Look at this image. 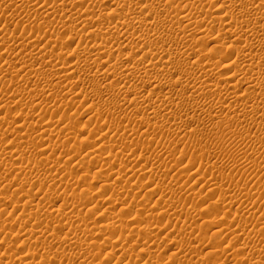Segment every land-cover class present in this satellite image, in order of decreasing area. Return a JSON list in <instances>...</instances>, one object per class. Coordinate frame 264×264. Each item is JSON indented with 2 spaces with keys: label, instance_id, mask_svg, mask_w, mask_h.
<instances>
[{
  "label": "bare ground",
  "instance_id": "1",
  "mask_svg": "<svg viewBox=\"0 0 264 264\" xmlns=\"http://www.w3.org/2000/svg\"><path fill=\"white\" fill-rule=\"evenodd\" d=\"M75 1L0 0V169H3L0 182L4 184L13 177H24L23 185L20 183V188L14 190L11 197L17 198L15 208L29 222L33 214L44 209L52 211L58 203L61 206L56 207L58 210H53V214L45 215V218L38 217L37 222L35 219L32 230L19 229L18 233L23 234H17L18 237L30 239L40 230L41 233L51 232L56 237H52L55 240V253L52 252L53 248L44 245V251L48 252L47 255L52 252L53 257H45L47 255L44 253L39 264H62L61 254L63 257L66 254L65 261L71 262L73 256H69L74 253L77 254L76 257L74 255L75 264H87L89 260L93 261L101 255L105 256L103 260H110L108 264H120L124 260L128 264H264V232L259 230L262 218L256 221L255 225L260 227L258 230L256 227L255 232L253 228L249 230L250 224L249 228L247 224L243 225L247 221L253 223V216L245 218V215H251L255 204L252 202L253 193H246L245 187L242 190L236 188L235 191L240 193L236 200L235 197H229L232 196V187L239 188L235 176L209 178L201 175L200 170L193 171L194 161L184 168L175 161L170 163L172 167L167 173L174 172L177 181L195 180L196 184L195 181L193 184L196 186L192 184L189 189L181 186L174 189V184L165 187L155 184L152 179L146 183L138 181L137 185L130 184L137 173V178L145 177L151 163V171H154L166 165V161H172L165 152L154 153L155 158L152 152L149 153L148 149L155 145L156 139H151L154 136L149 138L153 128L160 129V132L166 128L167 134H176V140L178 135L179 139L185 138L186 133H189L187 129L191 128V132L195 125L201 126V130L217 128L220 132L224 131L222 134L226 133L223 134L225 141L234 147L249 139L247 137L252 131V134L258 131L264 137V0H80L78 2L81 5ZM107 4L109 8L105 7ZM212 8H215L213 12L218 11L217 14L211 12ZM18 20V25L21 22L26 24L25 32L28 30V36L24 39L21 37V40L16 36V45L9 44L10 47L8 43L12 39L7 38V28L11 23L15 25ZM215 25L222 28L214 31ZM18 27L17 30H20ZM64 31H68L67 36L64 34L67 37L65 43L79 38L77 47L72 51L68 50L69 46L65 48L62 40L59 41L63 36L58 39L62 35L60 32ZM210 34H214L213 38ZM215 41L219 42L216 46L213 44ZM204 42L215 47L208 50ZM136 53L140 54L135 57ZM14 58H17V62L12 64ZM57 92L61 94L59 100L55 97ZM77 99H81V102H76ZM87 102L94 104L88 106V110ZM74 103L82 108L84 106L85 114L87 111L88 116L90 114L83 122L85 127L82 126L86 133L89 128V137L79 139L75 134L74 124L79 122L77 116L83 112L74 111L70 114L74 110L73 106H77ZM75 108L78 110V106ZM47 110L52 111L51 117V112ZM3 111H12L15 115L13 118L3 116ZM55 115H61L60 119L54 121ZM29 118L35 121L30 120L34 123L33 128L23 131ZM103 130L113 136L109 135L113 141H107L111 138L102 135ZM160 132L159 139L163 137ZM74 135L77 141H81L67 145L74 140ZM117 137L127 141H122L121 145L116 144L114 138ZM193 137L195 139V135ZM180 141L185 142L183 139ZM177 144L179 146V142ZM201 145L195 148L192 144L194 154L201 159H214L217 150L212 154L213 150H204L207 146L203 149ZM87 148L93 152L89 153ZM241 148L239 151L235 148L237 153L229 151L227 156L224 155L228 159L226 165L258 177V173L264 172V143L251 149ZM136 153L140 154L136 156ZM6 159L12 161L8 167L1 163ZM219 162L208 161V167L218 168ZM94 165H100V171H94L95 178L98 176L96 180L99 175L105 179L101 172L108 170L112 173L108 175L109 178L124 182L121 188L124 190L120 193H117L120 188L117 191L114 188L107 190L109 185L104 183L108 187L100 185L98 192L101 196L98 194L95 197L96 193L92 198L87 196V168ZM137 165V170L133 172ZM114 166L119 169L113 171ZM250 179L246 183L251 182ZM263 180L262 183L258 181L261 185L252 183L254 188L258 186L256 190H264ZM199 184L204 185H201V190L206 189V195L203 196V191L195 189ZM9 185L15 186L11 183ZM154 185L155 188L151 190ZM45 186L52 192L43 194V199L35 202L33 189L40 192ZM135 189L146 192L145 200L141 192ZM131 191L136 193L129 197L128 192ZM107 193L110 196L106 198ZM158 193L160 195L154 201L155 205L148 206ZM136 194L142 198L135 204ZM121 195L124 197L119 198ZM170 196L178 199V207L168 199ZM213 196L222 198V205L209 204ZM4 197H0V206H6L8 202L9 198ZM93 198L98 200L94 201ZM129 199L131 202H127ZM88 202L93 203L94 207L87 210ZM195 202L199 205L201 203L202 207L208 204L204 208L206 211L198 212L197 206L192 211L189 208L190 215L186 212L188 208L182 211L186 205L191 207ZM179 204H182L181 210ZM245 204L246 208L249 204L252 209H245L242 206ZM100 205L107 207L103 208L102 213H97L95 210ZM114 206H118L120 212H128L129 216L134 213L137 220L135 217L132 220L126 219L128 215L121 218L112 214ZM233 207H243L246 213L240 214L238 210V215L229 220L227 212ZM34 210L37 212L34 213ZM205 213L211 217H223L219 220L215 217L205 220ZM88 214L95 215L93 221L87 220ZM164 220L168 222L166 225H162ZM179 223H183L184 231L178 229ZM169 225L174 231L178 229V236L197 234L194 240L198 246L188 245L182 237L178 241L171 240L168 247L162 249L158 241H165L166 238L160 239L159 234ZM8 227L11 226L5 225V231ZM209 231L219 241L210 238L209 242L206 239ZM241 240L243 245L239 244ZM36 247L38 249L30 247L32 252L28 251L25 258H22L21 250L16 247L17 251L14 250L10 257L15 264L34 261L35 257H39L37 251L41 246L37 243ZM69 251L73 253L69 255ZM166 252V258L163 259L162 255ZM118 255L122 258L119 259Z\"/></svg>",
  "mask_w": 264,
  "mask_h": 264
},
{
  "label": "rangeland",
  "instance_id": "2",
  "mask_svg": "<svg viewBox=\"0 0 264 264\" xmlns=\"http://www.w3.org/2000/svg\"><path fill=\"white\" fill-rule=\"evenodd\" d=\"M78 1H80V0H76L75 1V3H78V5L80 4V2H78ZM61 2V1H60ZM59 2V3H60ZM74 3V4H75ZM77 4H75V6H76ZM77 5V6H78ZM81 5V4H80ZM108 5V4H107ZM105 6V7H108L109 8V5L108 6ZM214 9L215 8H212V10H211V12L212 13H215V12H213L214 11ZM211 12H209V14L211 13ZM217 12L218 11H216V13L215 14H217ZM211 13V14H212ZM219 13H220V11H219ZM20 20V19H19ZM19 20L18 21H16L15 22V25H13L12 23L10 24V27L9 28H7L8 29V39L10 40V39H12V40H10V42L11 43H8V45L9 44H13V45H16V42L18 41L17 39H19V40H21L22 38L24 39V38H26L27 36H28V34H27V32H28V30H26V32H25V25L26 24H24V22H21V23H19L20 25H18L17 23L19 22ZM21 24H24V25H22V27H21ZM13 26V27H12ZM18 26H20V28L18 27ZM24 26V27H23ZM17 27H18V29H20V30H17ZM216 27V28H215ZM215 27H214V31L217 29V28H222L221 26L219 27V25H215ZM82 28V27H81ZM2 29V26L0 27V30ZM22 29H23V31H22ZM11 30H12V32H11ZM15 30V31H14ZM18 32H17V31ZM82 30H83V28H82ZM88 30V29H87ZM212 30V31H213ZM214 31L212 32V33H214ZM17 32V33H16ZM21 32V33H20ZM65 32V33H64ZM63 33L62 32H60L62 35H59L58 36V39L61 37V36H63V37H61L60 38V40L59 41H63V44L66 46L65 48L67 49V46H69L68 47V50H70V51H72L73 49H75L76 47H77V43H78V41H79V38H75V41H71V42H66L65 43V41H66V36H67V33H68V31H64ZM13 33V34H12ZM10 34V35H9ZM17 34V35H16ZM23 34V35H22ZM24 34H25V36H24ZM64 34H66V36H64ZM211 35V34H210ZM16 36H17V39H16ZM213 36H214V34H212L210 37H212L213 38ZM22 37V38H21ZM66 37V38H65ZM63 38H65V40L63 39ZM212 38H210V39H212ZM77 39V40H76ZM15 41V42H14ZM210 41V40H209ZM207 42V41H206ZM218 41H215V43H213L214 45L217 43ZM61 45H63L61 42H59ZM70 43V44H69ZM219 43V42H218ZM217 43V44H218ZM204 47L205 48H207L208 50H209V48L210 49H213V47H215V46H211V45H213V44H210V43H205L204 42ZM12 45V47H14ZM10 46V45H9ZM11 47V46H10ZM74 47V48H73ZM125 51H129V50H125ZM123 52H124V50H123ZM140 53H136L135 54V57L137 56V55H139ZM14 59H15V61H14ZM13 60H12V64L13 63H16L17 62V58H14ZM70 61H71V59H70ZM17 67H18V65H16ZM221 72V71H220ZM214 78H216V77H214ZM39 89H41V88H39ZM57 94V96H55L56 97V100L58 99H60L61 98V94H59L58 92L56 93ZM59 96V97H58ZM54 97V98H55ZM55 100V99H54ZM80 100V101H79ZM74 102V101H73ZM76 102H78V103H80L81 102V99H77V101ZM78 103H74V104H76L77 106H78V110H77V108H75V107H77V106H73L74 108V110L72 111V112H69L70 114L71 113H73L74 111L76 112V111H78L79 113H81V112H83V114H80L81 116H77L78 118H79V122L78 123H76V125L74 124V131H75V134L77 135V137L79 138V139H81V138H86V137H89L88 136V131H89V128H87V133H86V130H83L84 128H82V126H83V122L85 121V120H87V118L90 116V114H89V116H88V111L86 112V114H85V112L83 111V110H86L85 108H84V106H83V108L82 107H80V105L78 104ZM85 105V104H84ZM93 106L92 105V103L91 102H87V110H88V106ZM90 106V107H91ZM89 107V108H90ZM94 109H95V107H93ZM76 109V110H75ZM49 111V113L51 114V115H49V113H48V115H49V117H51L52 115H53V113H52V111L51 110H47V112ZM4 112L5 111H3V113L2 114H4ZM11 113H12V111H10ZM8 113V112H5V114L3 115V116H11L10 118H13V115H15V112H13L12 114L11 113ZM19 112V109L17 110V112L16 113H18ZM6 113H7V115H6ZM67 114H68V112H67ZM3 116H1V117H3ZM17 116V115H16ZM56 116V117H55ZM55 116H53L55 119H53L54 121H56V120H59L60 119V116L61 115H55ZM81 117V118H80ZM21 119V118H20ZM32 119V120H31ZM261 119V118H260ZM33 121L34 119L33 118H29V120L26 122V126H24L25 128L23 129V131H27L28 129H32L33 128V125L32 124H34L35 123V121H33V122H31V121ZM19 123V122H18ZM17 123V124H18ZM29 124V126H28V124ZM31 123V124H30ZM16 124V125H17ZM15 125V126H16ZM19 125H21V123L19 124ZM31 126V127H30ZM181 126H182V124H181ZM83 127H85V126H83ZM90 127V126H89ZM194 127H195V129L197 130H195V132H194ZM192 126V129L193 130H191V132L189 131L190 129H187L188 130V132L191 134V136H190V134L188 133H186V135H185V138L184 137H180V139L182 140L183 139V141H185V142H183V143H181L182 141H180V139H179V135H178V137H177V140H176V134H167V131H165L166 130V128H165V130L164 129H161V130H164V131H162V132H160V129L159 130H155V129H157V128H153L152 130H154L153 132L152 131H150V134H149V138H151V137H153V138H151V139H155V137H156V139L154 140V144L155 145H153L152 147H150L149 149H148V151H149V153L150 152H152L151 154H152V157L153 158H155L154 156V153L156 154V152H157V154H159V152H160V154L161 153H163V152H165V154H168V155H166L169 159H172V161H166V157L165 158H163V159H165V160H163L164 161V163H165V161H166V165H164V166H162V168L161 169H155L154 171H151V165H152V163L149 165V168L147 169V172H146V175H145V177H140V178H137V177H139V174L137 173V174H135V179H133V180H131V183L130 184H138L139 182L140 183H142V182H144V183H146L149 179H152V180H154L155 181V184H157V183H159L161 186H170V187H172V185H173V188L175 189V188H178V187H185V189H189V188H191L192 186H196L195 184H196V181L195 180H193V181H189V182H187V180H182V181H177V179L175 178L176 176H175V173L174 172H170V173H167V171L172 167V165L170 164L171 162H172V164L176 161V162H179L180 164H181V166H183V168L184 167H189L192 163L191 162H195V163H193L194 164V169H193V171L195 170H198V172H199V170H200V174L201 175H207V177H221L222 175H224V176H226V175H232V176H235L236 177V179H237V181L239 182V188L238 187H232L233 188V190H232V188H231V193H232V196L231 195H229V197L230 198H234L235 197V199L234 200H236L237 198H239L240 197V193L238 192V191H235V190H242V188L244 189V187H245V189L247 190L246 191V193L247 192H251V194H252V196H253V200H252V202L256 205H254V208H255V210H254V208L252 209L251 208V206L249 205V204H247L248 205V208H246L247 206H246V204L245 205H242V206H244V208L245 209H252L251 210V215L250 216H248V214H246L245 215V218H247V217H252V221H253V223H251V222H249V221H245L246 223H243V225H245V224H247L246 226H248V228H249V225L248 224H250V228H249V230H251V228H253L252 230H254V232H255V228L257 227V230L259 229L258 227H264V224H263V221H264V217H262V216H264V214H262V213H264L263 211H264V190L263 189H259V190H256V189H258V186L256 185L255 186V188H254V186H253V184L255 185L256 183L258 184V183H260V182H258V181H260L261 180V183H262V179H264V172H262V173H258L257 174V176L258 177H256L255 175L256 174H254V176H253V174H251V173H249V174H244V172H242V171H240V169H238V168H235V167H232L231 165H226L227 164V161H228V159H227V153H229V151H230V153L231 152H236L237 153V150L236 149H238V151H239V148H241L242 150H245V149H243V148H246V149H248V147H249V149H251L253 146L255 147V145L257 146L259 143H264V140H261V139H259L258 137H260V136H262V134L261 133H258V131H255L254 133H257V135L255 134L254 135V133L252 134V132H251V135H249V137H247V138H249V139H246L243 143H239V144H237V147L235 146L234 147V145H228L227 144V142L225 141V139H226V137H223L224 135L223 134H226V133H223L222 134V132H224V131H222V129H220L222 132H220L217 128H215V130L214 129H212V127H207V128H202V130H201V126H198V127H196V125L195 126ZM204 127V126H203ZM199 128V129H198ZM186 130V131H187ZM198 130H200L201 131V133H203V134H201L200 133V131L198 132ZM212 130H214V131H212ZM218 130V131H217ZM85 131V132H84ZM155 131H157V132H155ZM192 131H193V133H192ZM158 132H160V133H162V140L161 139H159L160 137H161V134H160V136L158 135ZM209 132V133H208ZM217 132V133H216ZM102 133V135L104 134L107 138L109 137V138H111V137H113L111 134H109V133H104V130L101 132ZM153 133H155V135L153 134ZM195 133V134H194ZM198 133V134H197ZM153 134V135H152ZM164 134V135H163ZM165 134H167V135H165ZM200 134V135H199ZM208 134V135H207ZM217 134V135H216ZM259 134H261V135H259ZM76 135H74V140H72V141H69L68 143H67V145H70V144H74V143H79L81 140H78L77 141V137H75ZM87 135V136H86ZM111 137H110V136ZM157 135V136H156ZM170 135H172V136H170ZM174 135V136H173ZM188 135H189V138H188ZM195 135V139H194V137L193 136ZM197 135V136H196ZM168 136V137H167ZM181 136V135H180ZM182 136H184V135H182ZM226 136V135H225ZM81 137V138H80ZM105 137V138H106ZM127 137V135H125L124 136V138H126ZM166 137V138H165ZM170 137H172V138H170ZM175 139H174V138ZM221 137H222V140H221ZM263 137V136H262ZM262 137H260V138H262ZM118 139H116V138H114V142H117L116 144H119V145H121V143H123L124 142V140H126V139H124L123 137V139L121 138V137H117ZM158 138V139H157ZM164 138V139H163ZM198 138V139H197ZM208 138V139H207ZM219 138V139H218ZM224 138V139H223ZM9 139H11V137H9ZM76 139V140H75ZM116 139V140H115ZM122 139V140H121ZM169 140V139H171V141L169 140V141H167V140ZM185 139V140H184ZM213 139H214V141H213ZM251 139V140H250ZM253 139V140H252ZM257 139V140H256ZM262 139H264V137L262 138ZM62 140V139H61ZM60 140V143L63 141H61ZM110 140H112V138L111 139H107V141H110ZM119 140H121L119 143H118V141ZM157 140V141H156ZM174 140V141H173ZM179 140V141H178ZM196 140H198V141H196ZM200 140V141H199ZM250 142H249V141ZM259 140V141H258ZM93 141H94V139H93ZM113 141V140H112ZM123 141V142H122ZM127 141V140H126ZM162 141H163V143H162ZM166 141V142H165ZM186 141H188V142H186ZM216 141V142H215ZM173 142H174V144H173ZM177 142H179V146H178V144H177ZM217 142H220V143H218V144H216ZM223 144H222V143ZM224 142L226 143V144H224ZM259 142V143H258ZM70 143V144H69ZM162 143V144H161ZM181 143V144H180ZM186 143V144H185ZM195 143H196V145H195ZM198 143V144H197ZM202 143V145H201V148H205L206 146V148H208V149H204V150H207V151H212L211 153L213 154H215L216 152V154H215V158L213 159V157H211V159L209 158V160H206L207 158V154L205 155V158L206 159H201V158H199L198 156H196V154H194L195 152V150H194V147L196 148V146L197 145H200ZM212 143V144H211ZM247 143V144H246ZM189 144V145H188ZM191 144V145H190ZM192 144H193V146L194 147H192ZM207 144V145H206ZM241 144V145H240ZM252 144H253V146H252ZM61 145V144H60ZM220 145H221V147H220ZM240 145V146H239ZM251 145V146H250ZM78 146V145H77ZM168 146H170V147H168ZM218 148H217V147ZM223 146V147H222ZM246 146V147H245ZM89 147V146H88ZM91 147V146H90ZM166 147H168L169 149H170V151H169V149L168 148H166ZM189 147V148H188ZM216 147V148H215ZM226 147H227V149H226ZM228 147L230 148V149H228ZM92 148V147H91ZM176 148V149H175ZM209 148H211V149H209ZM236 148V149H235ZM150 149H152L151 151H150ZM155 149V150H154ZM165 149H167V151L165 150ZM217 150L216 152L214 151V150ZM224 149H225V152H224ZM235 149V150H234ZM87 150H88V152L90 153V151H91V149H89V148H87ZM93 150V149H92ZM174 150V151H173ZM176 150V151H175ZM193 150V151H192ZM219 150V151H218ZM231 150H233V151H231ZM95 151V150H94ZM223 151V152H222ZM88 152H87V154H88ZM91 152H93V151H91ZM175 154H174V153ZM104 154L106 153V152H103ZM143 153V152H142ZM147 152L145 151L144 152V154H146ZM169 153L171 154H173V155H169ZM192 153V154H191ZM107 154H109V153H107ZM137 155L136 156H138V154H140V153H136ZM183 154V155H182ZM201 154H204V153H201ZM224 155H226V156H224ZM195 156V157H194ZM181 157H183V158H181ZM194 158V159H193ZM195 158H198V159H200L199 161H197L198 159H195ZM216 159V160H215ZM226 159H227V161H226ZM7 160V161H6ZM6 160H3L1 163H3L4 165H7L6 167H8V165H10V164H8V163H12V161H8V159H6ZM197 162H196V161ZM201 160H203V161H201ZM221 160V162H219V161ZM62 161V160H61ZM208 161L209 162H219L218 163V168H213V169H210L209 167H208V165H209V163H208ZM220 164V165H219ZM133 165V164H132ZM140 165V164H139ZM139 165H137L136 166V168H134L133 169V172H135L136 170H137V167L139 166ZM100 165H94L93 167H90V168H87L88 169V171H87V177H89V179H87V184L85 185V189L87 188V196L88 195H90L89 197H91L92 198V196L94 197V193H96L95 194V197L99 194V188H100V185L102 184L103 186H107V185H109V187H108V189L107 190H113V188H114V191H117L119 188V190L117 191V193L119 192L120 193V191L121 190H124V189H121L122 187H123V185H125L124 184V182L122 181H114L113 179H111V178H109V176L112 174V173H110L108 170H105V172L103 171V172H101V175L102 176H105V179H104V177L103 178H100V175H99V178H98V180H96L97 179V177L98 176H96V178H95V172L97 173L98 171H100V168H98ZM128 166H131V165H128ZM201 166V167H200ZM220 166V167H219ZM229 166V167H228ZM23 167V166H22ZM115 168H113V171H116V170H118L119 168H117V166H114ZM228 168V169H227ZM216 171H215V170ZM218 169V170H217ZM226 169V170H225ZM3 170V169H2ZM1 169H0V173L1 172H3ZM97 170V171H96ZM209 170V171H208ZM234 170V171H233ZM95 171V172H94ZM194 171V172H195ZM202 171V172H201ZM226 171V172H225ZM262 171H264V168L262 169ZM209 172V173H208ZM93 173V174H92ZM110 174V175H109ZM125 174V173H124ZM243 174H244V176H243ZM88 175H90V176H88ZM92 175H93V177H92ZM109 175V176H108ZM249 175V176H248ZM101 176V177H102ZM107 176V177H106ZM175 176V177H174ZM242 176V177H241ZM250 176H252V177H250ZM262 176V177H261ZM173 177H174V179H173ZM249 177V178H248ZM256 177V178H255ZM93 178H95V179H93ZM251 178V179H250ZM260 178V179H259ZM23 179H24V177L23 176H21V177H19V176H17V177H13L12 179H9L10 180V182H9V180L6 182V183H4L5 185L7 184V186H5L4 184H2V182H0V195L2 196V197H4V198H9V199H11V201H9V199H8V202H9V204H8V202H7V204H6V206H0V264H10V263H12V262H14V263H12V264H15V261L13 260V258L11 259V257H10V255L12 256V252L15 250V251H17V248L19 249V250H21V256H22V258L24 257L25 258V256L24 255H26V257L28 256L27 254H28V251H30V247L32 248H34V249H38L36 246H37V243L41 246L40 247V251L38 250L37 252H39L38 254H39V257H35L34 259L36 260H34V261H27L26 262V264H39L40 262H41V257H42V255L43 256H45V255H47V253L48 252H45L44 251V245H45V247L47 248H49V247H51V248H53V243H54V241L55 240H53V238L55 239L56 237L55 236H52V234H51V232H49V234L47 233V232H43L45 235L43 236V233H41V231L42 230H40V231H37L38 232V234H36L35 236H31V238L29 239L28 237L27 238H22V237H18V235L17 234H19V236H20V234H23V233H18V231H19V229H21L22 231L24 230H32V227H33V223H34V220L37 222V219H39L38 217H43V218H45L46 216H49V215H51V214H53L54 212H53V210H58V209H56V207H58V208H60L61 206L59 205V203L57 204V205H59V206H57L56 205V207L55 208H53V210L51 211V209H44L43 211H41L40 213H36L37 211L36 210H34V213H36V214H33V217L30 219V221L31 222H29V220H28V218H26V217H24L23 215L21 216V213L22 212H20V211H17L16 210V202H17V198L16 197H11V194L13 193V191L14 190H16V189H18V188H20V183L23 185V183H24V181H23ZM106 179H108V180H106ZM110 179V180H109ZM248 179H250L251 180V182H249L248 181V183H246L247 182V180ZM259 179V180H258ZM258 180V181H257ZM106 181H109V182H106ZM111 181V182H110ZM139 181V182H138ZM195 181V184H193V182ZM116 182V183H115ZM119 182V183H118ZM175 182V183H174ZM179 184H178V183ZM255 182V183H254ZM263 182H264V180H263ZM11 183L12 185L14 184L15 186H13V187H9V186H11V185H9V184ZM104 183H106L107 185H104ZM113 183H115V184H113ZM122 183V184H121ZM143 183V184H144ZM249 183H251V184H249ZM253 183V184H252ZM261 183L260 184H258V185H261ZM111 184V185H110ZM136 184V185H137ZM175 184H177L176 186H175ZM193 184V185H192ZM101 185V186H102ZM142 185V184H141ZM192 185V186H191ZM201 185H202V187L204 186L203 184H199L197 187H195V189H197V190H200V191H203V196L204 195H206V192H207V190L205 189L204 190V188H203V190H201L202 189V187H201ZM244 185V186H243ZM245 185H248V186H245ZM121 186V187H120ZM138 186H140V184L138 185ZM143 186V185H142ZM253 188H252V187ZM111 187V188H110ZM201 187V188H200ZM257 187V188H256ZM118 188V189H117ZM155 188V185L154 186H152V188H151V190H153ZM237 188V189H236ZM28 189V188H27ZM48 187L47 186H45V189H43V190H41L39 193L36 191V190H38V189H33V194H34V201L35 202H39V201H41L43 198V194H47L48 192L50 193V192H52L50 189H48ZM89 189V190H88ZM193 189V188H192ZM250 189V190H249ZM137 189H135V191H136ZM133 192V191H131V192H128V195H129V197H132V195H135L134 193H136V192H138V191H140L141 193L140 194H142V196H143V198H142V196L140 195V194H136L137 195V201H135L134 203L136 204L137 202H139L140 200H141V198L142 199H144L145 200V194H146V192L145 191H141V190H138V191H136V192ZM44 192V193H43ZM98 192V193H97ZM36 193H38V194H36ZM90 193V194H89ZM126 193H127V191H126ZM145 193V194H144ZM230 193V194H231ZM36 194V195H35ZM233 194H234V196H233ZM238 194V196H236V195ZM38 195V196H37ZM141 197H140V196ZM147 195V194H146ZM159 195H160V193H158V195H156L155 194V196H153V198H152V200H151V203L148 205V206H154L155 204V202L157 201V199H159ZM0 196V197H1ZM7 196V197H6ZM99 196H101V194H99ZM107 196L109 197L110 196V193H107V195L105 196L106 198H107ZM88 197V198H89ZM119 198H121L122 197V195L121 196H118ZM124 197V196H123ZM122 197V198H123ZM171 197V196H170ZM170 197H168V199L169 200H172V202L173 203H175L176 205H177V207H178V199L176 200V199H173V196L170 198ZM217 196H213L212 198H214L213 200H214V202H213V200H212V198H211V200H210V202H209V204H217V205H222V198L220 199V197L218 196L217 198H216ZM228 197V199H230ZM237 197V198H236ZM259 199H258V198ZM88 198H87V200H88ZM1 199V198H0ZM95 199L96 200H98V198H93V200L95 201ZM221 200V202L219 201V200ZM254 199H255V201H254ZM25 200L27 201V199L25 198ZM25 200H24V202H22V205L25 203ZM93 200H91V202H94ZM174 200L177 202H174ZM155 201V202H154ZM212 201V202H211ZM216 201H217V203H216ZM231 201V200H230ZM263 201V202H262ZM11 202V203H10ZM91 202H88L87 204H88V208H87V210L89 209V208H91L93 205V203L92 204H90ZM127 202H131V200L129 199ZM218 203H221V204H218ZM257 203V204H256ZM263 203V204H262ZM175 204H173V205H175ZM196 204V205H195ZM195 204L194 203H192V205H191V207H189V204H188V207H187V205L184 207V209L182 210L183 212H185V210L187 209V211L186 212H188V214H189V212L191 213V211L193 210L192 208L194 207L195 208V206H197V211L198 212H200V211H203V212H205L204 211V208L206 209V207H207V205H205L204 207H202V205H201V203H200V205L197 203V202H195ZM260 204V205H259ZM1 205V204H0ZM89 205H90V207H89ZM96 205V204H95ZM182 204H179V210H181L182 209V206H181ZM21 206V205H20ZM101 206V205H100ZM100 206L97 208V210H95L97 213L99 212H103V208H106L107 206H105V207H103V206H101V208H100ZM181 206V207H180ZM246 206V207H245ZM94 207V206H93ZM92 207V208H93ZM181 208V209H180ZM189 208H191L190 210H189ZM199 208H201L202 210H200ZM238 207H233V209H231V211L229 212L227 209H226V211H228L227 212V216H228V219L230 220V219H232V217H234V216H236V215H238V213H244L245 211H243V210H245L243 207H241V208H238ZM243 208V209H242ZM101 209V210H100ZM114 210H112L113 212H112V214L114 213L116 216L118 215V217H120L121 216V218H122V216H127L128 214V212H120V209H119V207L118 206H114V208H113ZM259 211H258V210ZM14 210H15V212H14ZM189 210V211H188ZM239 210V212L238 213H236L237 211ZM36 211V212H35ZM48 211V212H47ZM94 211V212H95ZM226 211H224L225 213H226ZM242 211V212H241ZM254 211V212H253ZM257 211V212H256ZM39 212V211H38ZM51 212V213H50ZM101 212V213H102ZM253 212V213H252ZM88 213V212H87ZM117 213V214H116ZM123 213V214H122ZM246 213V212H245ZM42 214V215H41ZM122 214V215H121ZM261 214V215H260ZM37 215H39V216H37ZM46 215V216H45ZM115 215H113V216H115ZM190 215V214H189ZM189 215H188V217H189ZM207 215V216H206ZM222 215V214H221ZM256 215V216H255ZM259 215V216H258ZM45 216V217H44ZM129 216V215H128ZM127 216V217H128ZM22 217H24V218H22ZM94 217H95V215L93 214H88L87 215V220L88 219H90L89 221H93V219H94ZM126 217V219H133V217H135L134 216V213H133V215H131V216H129L128 218ZM206 219L205 220H211V219H213V217H215L216 219H221L222 217H223V215L222 216H213V217H211V216H208V214H206L205 213V216H204ZM209 217V218H208ZM255 217V218H254ZM214 218V219H215ZM260 218H262V223H261V225L260 226H256L255 225V223H256V221H258ZM27 219V220H26ZM135 220H137L136 219V217L134 218ZM257 219V220H256ZM33 220V221H32ZM249 220L251 221V218H249ZM255 220V221H254ZM28 221V222H27ZM35 222V223H36ZM167 220H164L163 221V223H162V225H166L167 223ZM9 223V224H8ZM12 223H14V224H12ZM64 223H66V221L65 222H63V224ZM11 224V225H10ZM63 224H61L62 226H63ZM183 223H179V225L177 226L178 227V229H183V225H182ZM255 226H254V225ZM5 225H9V226H11V227H8V229H6V231H5V229H4V227H5ZM27 225L28 227H25V226ZM66 225V224H65ZM31 226V227H30ZM190 226H191V224H190ZM252 226H254V227H252ZM25 227V228H24ZM162 227V226H161ZM260 227V229L259 230H261L262 232H264V228L262 229ZM31 228V229H30ZM192 228H196V227H194V226H192ZM248 228H247V230H248ZM3 229H4V231H3ZM171 229V230H170ZM178 229L177 230H173L172 229V226H170L169 225V227H167L163 232H161V234H159L160 236V239L162 238V237H165L166 238V240L164 239V238H162V239H164L165 241H163V240H159L158 241V246H160L162 249H164L165 247H168V243L170 242L171 243V240L172 241H178L179 239L181 240L182 239V237H183V239H184V241L185 242H187V244L188 245H191L192 246V244H193V246H198L197 245V243H196V236H197V234H195V235H192V236H183V235H180V236H178V233H177V231H178ZM185 229H183L182 231H184ZM248 230V231H249ZM256 230V231H257ZM172 231V232H171ZM36 232V231H35ZM40 232V233H39ZM95 232H96V230H95ZM177 234H176V233ZM179 232V231H178ZM251 232H253V231H251ZM169 233V234H168ZM48 234V235H47ZM51 234V236H49ZM40 235V236H39ZM208 236V237H207ZM207 236H206V239L209 241V242H211L209 239L211 238V240L213 239V240H215V241H219V240H216V239H218V238H215L213 235H212V232L211 231H209L208 233H207ZM53 237V238H52ZM189 237V238H188ZM21 238V239H20ZM187 238V239H186ZM190 238L192 239V241L194 242H191V240H190ZM28 239V240H27ZM83 239H85L84 238V236H83ZM38 240V241H37ZM212 240V241H213ZM135 241V240H134ZM134 241H132L131 243L133 244H135V242ZM163 241V242H162ZM243 240H241V242H239V244L240 243H242V245L244 244V242H242ZM253 241H255L254 239H253ZM87 242H89V239L87 238ZM41 243V244H40ZM142 243L143 244H145V242L144 241H142ZM169 243V244H170ZM7 244V245H6ZM195 244V245H194ZM34 245H35V247H34ZM131 246H133V245H131ZM17 247V248H16ZM42 247H43V249H42ZM169 249H170V247H169ZM263 249V248H262ZM261 249V250H262ZM54 251V252H53ZM30 252H32V251H30ZM52 252L53 253H55L56 252V250L53 248V250H52ZM51 252V255L53 254ZM72 252V251H71ZM70 251L69 252H67L69 255H70V253H71ZM172 252V251H171ZM43 253V254H42ZM44 253H45V255H44ZM59 253H61V251L59 252ZM73 253V252H72ZM168 252H166L165 254H163L161 257L164 259V258H166V254H167ZM263 253H264V249H263ZM67 254V255H68ZM76 253H74V255H75ZM49 255V254H48ZM48 255L47 256H45V257H48ZM51 255H49V256H51ZM65 255L66 254H64V257H65ZM74 255L72 254V255H70L69 257H71V256H73V258L71 257L70 259H71V262H69V261H65V258L63 257V255L61 254V256H60V258L62 257L63 259H61V262H63L62 264H67L68 262V264H70V263H74L75 264V262L76 261H74ZM77 256V254L75 255V257ZM119 257V259L120 258H122V256L121 255H118ZM10 257V258H9ZM51 257H53V255L51 256ZM160 257V259H162ZM37 258V259H36ZM98 258V259H97ZM96 259H97V261H96V259H94L93 261H92V259L91 260H89L88 262H87V264H89V263H92V264H100V263H102L101 261H103L104 263L103 264H108L109 262L108 261H110V260H103V258H105V256H102L101 255V257H97ZM101 258V259H100ZM73 259V260H72ZM162 259V260H163ZM10 260H13V261H11L10 262ZM183 260H185V259H183ZM40 261V262H39ZM74 261V262H73ZM57 264H59V263H57ZM120 264H128L127 263V261H122ZM132 264H136L135 262H133ZM137 264H140L139 262L137 263ZM228 264H230V263H228Z\"/></svg>",
  "mask_w": 264,
  "mask_h": 264
}]
</instances>
